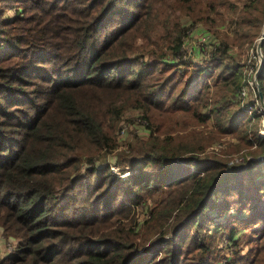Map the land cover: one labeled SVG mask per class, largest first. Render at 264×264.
I'll list each match as a JSON object with an SVG mask.
<instances>
[{
    "label": "trees",
    "instance_id": "trees-1",
    "mask_svg": "<svg viewBox=\"0 0 264 264\" xmlns=\"http://www.w3.org/2000/svg\"><path fill=\"white\" fill-rule=\"evenodd\" d=\"M220 18L232 34L214 31ZM199 24L217 40L188 90L176 67L196 54L184 48ZM263 25L264 0H0V231L18 251L0 264H206L224 232L239 256L225 264H264V181L246 184L264 165V61L251 90L242 59ZM136 115L148 134L112 159L133 171L122 183L104 157ZM229 136L244 163L208 152ZM121 195L153 202L143 225L115 211ZM234 207L251 215L224 225ZM238 223L263 224L246 252ZM158 244L166 258L142 257Z\"/></svg>",
    "mask_w": 264,
    "mask_h": 264
},
{
    "label": "rangeland",
    "instance_id": "rangeland-1",
    "mask_svg": "<svg viewBox=\"0 0 264 264\" xmlns=\"http://www.w3.org/2000/svg\"><path fill=\"white\" fill-rule=\"evenodd\" d=\"M13 14V13H12ZM231 17V15H230ZM232 30L233 27L229 26L228 24V20L227 19H222L220 18L215 26V30L219 35H222L224 33H229L232 34ZM264 31V25H263V29L260 35L255 36V31L252 32V35L254 37V40L252 42H248L246 43V45H244L243 47V52L244 55H242L243 61H247V65H253V68L250 67V69L248 70L249 67H247V71H246V75L248 76V78L250 79L249 82L251 83V85H256L257 83V76H258V70L262 61V57L264 59V52L263 49H261L260 52H258V44L259 41L262 37V33ZM216 35L215 33L211 32V30H209V28H207L206 26H202V24H199V27L196 28V30H194L191 35L189 36L188 41L185 43V48L187 51L191 50V48L193 47L197 52L196 54H192L191 53V58H188L185 56L184 59L186 60V65L184 66H179L176 67V70L179 71V73H184V76L186 77V79L190 78V82H188L189 84V89L197 86V81H199V76H197L198 70L195 69H207V67H211V62L207 61L205 57H203L202 53H203V48L206 49L205 47V43H214L216 41ZM264 43V41H263ZM263 46V45H262ZM233 51L235 54H239L240 53V49L236 47L233 48ZM239 59V60H242ZM254 68H256V70H254ZM211 69V68H208ZM206 72H204L205 75ZM208 73H213V71L208 70ZM203 75V74H202ZM253 96L251 94H247L246 96H243V101L244 103L249 102L250 100L254 99L252 98ZM261 110H257V111H264L263 109V105L261 104L260 106H258ZM256 109H259V108ZM19 119H21L22 116H18ZM135 120V121H134ZM134 120L132 121V124H128L126 121H122L118 124V129H117V139H118V143H119V149L114 152L113 155L104 157V161L109 162L110 165L112 166L110 168V171L113 172V174L117 177V178H121L123 177L124 173H126L127 171L130 172V175L127 178H122L121 182H127L129 181V179L132 178L133 176V171L131 169L130 166H126L123 164H113L112 159H114V161H116V158L118 157L119 154H122L125 152L126 148L130 145L134 143V136L133 133H136L140 136H146L148 134V131L138 123L137 120H139L138 116L136 115L134 117ZM259 132L261 135H264V119H262V121H260L259 123L256 124ZM196 130L202 131L203 130V126L202 125H198L195 127ZM236 141L234 139V137L229 136V137H223L220 140H216L214 141V143L207 148L208 152L210 153H214L217 155H223L226 158H230V165H237V164H242L244 163L246 160V157L244 155L245 150H242L241 152H239L237 149L233 152L231 149L232 145H235ZM236 146V145H235ZM105 156V155H104ZM117 156V157H116ZM257 160H264V158H259ZM108 163V165H109ZM104 167L106 168V166H104L102 163L99 164L98 168ZM114 167V168H113ZM87 170V169H86ZM253 170V169H252ZM247 185H249L250 187V191L252 193H254L253 191V185L252 183L254 181H257L258 183L261 181H264V165L258 166L256 167L252 174H247ZM106 185V184H105ZM105 187V186H104ZM126 190V186L124 187ZM105 190V189H104ZM103 190V191H104ZM108 192L105 194V196H107ZM256 194V192H255ZM254 194V195H255ZM259 195V194H258ZM124 195L121 196H116L114 202V207L115 211L116 210H121L123 208H125V210H129L128 211V220L127 221H136V224L138 226L143 225V223L148 219V214L150 209L153 207V202H147V203H141L139 205L134 206L133 204L129 203L127 200V198L123 197ZM256 196V195H255ZM81 199H83V195H81ZM231 199V198H229ZM256 201V200H255ZM253 201V202H255ZM232 202L234 203V201L232 200ZM118 206V207H117ZM235 206V205H234ZM238 207V206H235ZM231 208L228 213L227 216H225L224 219V225H226V221L230 220L231 218H246L249 215H251L248 211H246L245 213H240V214H236V210L239 208ZM261 213L264 212V202L262 203V207L260 208ZM256 211V210H255ZM215 212L214 214V225L216 226L219 223L220 217H222V213L218 210H213L211 212V217L212 214ZM216 216V217H215ZM117 219V215L113 217V220ZM116 220H114L115 222ZM214 226V227H215ZM237 228L238 231V235H234V240L238 241V245L240 249L238 252H242V250L244 252H246L247 249H249L250 247L254 246V244H251L253 240V238L255 237V233L260 231L263 228V224L259 223L256 225H243V224H236L235 226ZM139 228V227H138ZM208 228H210L211 230V236L217 232H215V228H212V226L210 225L209 227H207L206 232L203 233H207ZM217 238L216 240H214V246H213V253L206 256V264H225L227 261H231L232 259L239 257L236 256L237 252L235 254L234 251L232 249V243L230 242L229 237H227L228 232H224V233H218L216 234ZM210 236V237H211ZM212 236V237H213ZM165 245H155L152 247H148L146 248L149 249V253L145 254L143 252L142 257L146 259V257H156L158 261H160V259L166 258V254H165ZM215 249V250H214ZM186 251V250H184ZM220 251V253H219ZM17 242L15 240H5L2 236V231H0V263L2 262H9L10 258L13 257L14 255H16L17 253ZM199 253V252H198ZM247 254V253H246ZM245 254V255H246ZM239 255V254H238ZM241 255V254H240ZM244 255V256H245ZM219 256V257H218ZM150 258H148V260H150ZM172 261L175 259L174 256H171L170 258ZM159 264H162V262H160Z\"/></svg>",
    "mask_w": 264,
    "mask_h": 264
},
{
    "label": "water",
    "instance_id": "water-1",
    "mask_svg": "<svg viewBox=\"0 0 264 264\" xmlns=\"http://www.w3.org/2000/svg\"><path fill=\"white\" fill-rule=\"evenodd\" d=\"M263 41H264V31L262 33V37H261L259 44H258V48H257L258 52H260L262 49ZM263 61H264V59L262 57V61H261V64H260V67H259V70L257 73H259V71L261 70V68L263 66ZM257 87H258V92H259V96H260V103L263 105V108H264V96H263V93H262V90L260 89V87L259 86H257Z\"/></svg>",
    "mask_w": 264,
    "mask_h": 264
},
{
    "label": "built area",
    "instance_id": "built-area-1",
    "mask_svg": "<svg viewBox=\"0 0 264 264\" xmlns=\"http://www.w3.org/2000/svg\"><path fill=\"white\" fill-rule=\"evenodd\" d=\"M257 83H258V82H257ZM249 84H250L251 90H254V89H255V86L258 85V84H256V85H251L250 82H249ZM247 94H249V93H247L246 91H244V92L242 93V97H243V96H246ZM260 105H261V103H258V104L256 105V108H257L258 106H260ZM256 108H254V109L256 110ZM258 108H259V107H258ZM250 110L252 111L253 108L251 107ZM257 110H261V109L259 108V109H257ZM263 112H264V111H263ZM113 168H114V167H113ZM129 175H130V172L127 171L126 173H124L123 177H121V178H127Z\"/></svg>",
    "mask_w": 264,
    "mask_h": 264
}]
</instances>
